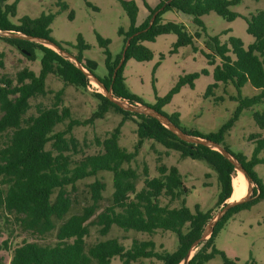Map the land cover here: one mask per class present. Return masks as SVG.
Returning a JSON list of instances; mask_svg holds the SVG:
<instances>
[{"label": "trees", "instance_id": "16d2710c", "mask_svg": "<svg viewBox=\"0 0 264 264\" xmlns=\"http://www.w3.org/2000/svg\"><path fill=\"white\" fill-rule=\"evenodd\" d=\"M239 2L161 0L137 25L136 4L121 0L130 27L127 32L119 30L123 35V49L114 60L109 51H105L106 75L97 78L115 98L145 105L125 85V62L130 59L150 61L152 54L142 43L154 42L161 35L176 36L174 50L194 43L183 24L163 23L162 15L175 11L203 27L200 18L210 12L228 22L233 21L236 14L229 8ZM66 8L62 4L61 10ZM15 9L16 2L9 5L7 0H0V31L47 39L60 47L51 37L53 16L24 17L15 24L11 21ZM246 24L247 34L254 39L247 49L235 37L228 39V45L220 44L217 37L205 41L207 52L203 54L208 64L215 66L212 73L214 83L208 86L205 95H211L220 83H231L238 91L249 83L261 91L260 94L251 98L239 97L234 116L216 133L201 135L184 131L178 124V115L167 117L184 133L210 140L231 153L257 186L250 201L227 211L209 238L199 245L189 264H207L217 255L221 256L223 264H238L215 248V238L234 214L264 200V184L254 172L255 166L264 165V157H259L264 150V138L256 139L249 159L222 146L226 132L238 115L264 101V11L251 15ZM97 39L101 46L109 43L101 37ZM128 39L124 61L118 68ZM0 41L16 47L21 53L26 50L30 55L24 56L29 61L34 58V48L42 52L39 74L25 67L12 76L4 72L5 53L0 51V253L3 254H0V264H110L113 258L123 264H180L212 215L231 198L232 179L237 175L233 165L219 152L184 142L156 119L124 111L98 92L91 93L98 101L96 111L87 119H74L65 102L63 89H47L46 79L54 76L64 86L87 92L89 82L85 75L47 47L17 39L0 37ZM78 41L83 49L86 48L81 38ZM76 59L94 74V62L83 63L79 56ZM197 78L198 74L179 78L167 96L158 99L156 106L151 108L166 116L161 108L183 86L193 88V81ZM110 111L120 114L122 119L103 138L96 137L87 143L75 137L76 128L90 126ZM254 119L264 128V112L255 114ZM127 120L137 125L133 151L119 145L121 127ZM146 140L177 152L181 159L204 161L216 178L218 194L213 207L205 212L197 208L191 212L185 206L189 190L184 186L181 174L176 167L168 168L162 164L160 158L156 159L157 177H149L147 165L140 171L131 168L129 165L135 161ZM100 174L111 175L109 195H106L105 178ZM209 177V174L205 175L206 179ZM113 227L125 233L147 235L170 232L175 235L177 245L173 252H168L162 246L157 248L151 240L132 239L125 247L117 238H107ZM92 231L96 240L89 242ZM4 254H8V261ZM249 264L257 263L252 261Z\"/></svg>", "mask_w": 264, "mask_h": 264}, {"label": "rangeland", "instance_id": "374dc122", "mask_svg": "<svg viewBox=\"0 0 264 264\" xmlns=\"http://www.w3.org/2000/svg\"><path fill=\"white\" fill-rule=\"evenodd\" d=\"M124 1H133L136 4V24L139 25L149 15V9H154L161 0ZM15 2V17L11 18L13 23L17 24L24 17L36 19L40 16H53L50 24L51 37L62 50L74 57L79 56L83 63L94 62L96 77L103 78L106 75L105 51L108 50L114 60L123 49V35L119 34V30L127 32L130 21L121 6V0H7L9 5ZM62 4L66 5L65 10H61ZM229 10L236 14L233 21L228 22L216 13L210 12L200 18L203 27L194 24L192 19L184 14L175 11L165 12L162 15V22L183 24L193 37V46L196 50L191 45L174 50L177 40L174 34L161 35L154 42H143L142 46L151 52L152 58L145 62L133 59L125 62L123 77L129 92L139 97L145 105L153 107L156 106L158 99L167 96L179 78L198 74V78L193 81V88L188 85L183 86L161 108V111L166 117L178 115V124L184 131L197 132L201 135L216 133L234 116L239 97L251 98L261 92L249 83L239 91L231 83H220L213 89L211 95H205L208 86L214 83L212 73L215 67L208 64L203 54L207 52L204 47L205 41L217 37L220 44H227L230 37H235L247 49L254 39L246 32V20L257 11H264V0H240ZM70 14H72L71 18ZM197 34L200 36L197 37ZM97 37L107 40L108 45L101 46ZM79 38L86 48L81 47ZM0 51L5 53V73L13 76L26 67L36 75L39 74L42 57L39 49H33L34 58L31 61L16 47L3 41H0ZM46 87L53 91L63 89L65 102L70 106L73 118L78 120L87 119L96 111L98 101L91 96V93H102L101 89L90 83L86 88L87 92L73 86H64L63 82L54 76L47 77ZM263 112L264 101L243 110L226 132L222 146L233 154L243 155L249 159L256 139L264 138V128H261L254 119L255 114ZM121 119L120 114L110 111L103 119L96 120L92 125L76 128L74 135L79 141L92 142L96 137L103 138L106 132H110L121 122ZM136 126L132 120L124 122L119 138L120 147L133 151L137 141ZM259 157H264V150ZM157 158H160L161 163L166 167L178 169L184 186L189 190L185 198V206L191 212L194 213L196 208L205 212L213 207L218 194L216 178L204 161L181 159L177 152L166 150L161 145L146 140L138 151L135 161L129 166L140 171L144 165H147L149 177H157ZM254 172L264 184V165L255 166ZM207 174L210 177L206 179ZM100 177L105 178L106 195H109L111 175L100 174ZM107 238H117L125 247L131 244L132 239L151 240L157 248L162 246L168 252H173L177 245L175 235L170 232L147 235L125 233L113 227ZM95 240L96 235L92 231L88 241ZM214 246L228 259L236 260L238 264H249L252 261L264 264V200L234 214L217 234ZM4 256L8 261V254ZM110 264L123 263L118 258H113ZM207 264H223V261L221 256L217 255Z\"/></svg>", "mask_w": 264, "mask_h": 264}, {"label": "water", "instance_id": "95a60500", "mask_svg": "<svg viewBox=\"0 0 264 264\" xmlns=\"http://www.w3.org/2000/svg\"><path fill=\"white\" fill-rule=\"evenodd\" d=\"M154 16H153V18H154ZM0 37L36 43V44L42 45L44 47H47V48L53 50L55 53H57L63 59L67 60L68 62L73 64L78 70H80L85 75L86 79L88 80V82L90 84H94L99 89H101V91H102L101 94L105 98H107L111 103L118 106L120 109L127 111V112L152 117V118L156 119L157 121H159L167 130H169L171 133H173L180 140L187 142V143L202 145L204 147H207V148H210V149H213V150L219 152L226 160H228L233 165L236 174L239 173L243 176V178L247 184L246 195L240 200H236V201H232V202H229V201L224 202V204L221 206V208L212 215L211 219L208 221L207 225L205 226V229H204L203 233L201 234L200 238L197 239L191 245L190 249L188 250L187 254L185 255V257L183 258V260L181 261L180 264H189L190 259L192 258L193 254L195 253V251L197 250L199 245L204 243L209 238L214 227L223 218V216L227 213V211H229L231 208H233L239 204L248 202L252 199L254 189H257V186L252 181V179L247 176V174H246L245 170L243 169L241 163L231 153H229L227 150L222 148L220 145H218V144H216L210 140H207L204 138H199V137H193L189 134L184 133L180 128L175 126L166 116L158 113L156 110H154L151 107H148L146 105H140V104H132V103H129L125 100L115 98L112 95V91L107 89L105 87V85L94 74H92L89 70H87L76 59V57L65 52L64 50H62L61 47H59L58 45H56L55 43H53L47 39H43V38H39V37H33L30 35H25V34H21V33L8 32V31H0ZM129 42H130V39H128V41L125 45V48L123 50L122 57H121L119 65H118V68L121 66V64L124 61L125 51L129 45ZM22 53L26 56L30 55V53H28L26 50H22Z\"/></svg>", "mask_w": 264, "mask_h": 264}, {"label": "bare ground", "instance_id": "6f19581e", "mask_svg": "<svg viewBox=\"0 0 264 264\" xmlns=\"http://www.w3.org/2000/svg\"><path fill=\"white\" fill-rule=\"evenodd\" d=\"M233 193L229 202L242 199L247 192V184L241 174H237L236 177L232 179Z\"/></svg>", "mask_w": 264, "mask_h": 264}]
</instances>
